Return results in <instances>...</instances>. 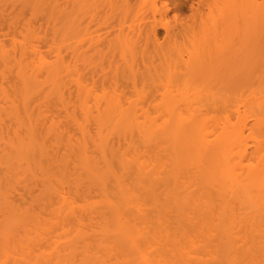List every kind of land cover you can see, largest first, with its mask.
<instances>
[{"label": "rangeland", "instance_id": "374dc122", "mask_svg": "<svg viewBox=\"0 0 264 264\" xmlns=\"http://www.w3.org/2000/svg\"><path fill=\"white\" fill-rule=\"evenodd\" d=\"M198 1L135 0L128 25L138 27L158 2L171 4L163 22L175 27L193 17ZM72 5L0 0V264H264V220L213 225L220 238L189 222L206 198L244 207L243 196H226L225 182L217 181L219 189L209 181L222 167L198 141L228 121L245 129L249 120L250 135L252 112L264 107V13L245 0L239 35L213 46L223 44L218 58L203 53L176 69L180 49L199 51L179 48L177 38L159 53L151 49V59L128 54L111 63L97 56L78 69L75 44L90 36L77 32ZM210 8L215 0L203 5L198 24ZM159 38L164 42V30ZM104 74H118V85L104 86ZM79 75L93 96L146 104L88 111L86 95L77 97ZM174 91L231 96L232 104L165 108ZM231 227L233 237L224 240Z\"/></svg>", "mask_w": 264, "mask_h": 264}, {"label": "bare ground", "instance_id": "6f19581e", "mask_svg": "<svg viewBox=\"0 0 264 264\" xmlns=\"http://www.w3.org/2000/svg\"><path fill=\"white\" fill-rule=\"evenodd\" d=\"M67 1L70 3V0ZM134 1L135 0H71V4H73L72 6L74 7V24L77 32L82 31L85 33V37L90 36V39H83L75 44L73 57L78 69L80 67L78 65L79 63L89 58L95 59L97 56L111 63L116 62V59L120 56L126 59L128 54H130L129 56H131L133 60L137 59L140 54H142L141 56L146 54L148 58H150V55L153 54L151 51L154 50L159 53L160 47L168 42L175 41L177 38H179L177 44L182 45V47L178 46L179 48H186L189 44L195 51H198L197 49H199V51L197 53L186 48L187 51L183 50V52L180 49L177 56L178 63L175 64L176 69L177 67L179 68L180 62V68L182 66L184 67V65L185 67L186 65L189 66L194 57H198L203 53L204 55L200 56L208 57V54H210V57L218 58L223 53V44L221 43L222 45L220 47L218 46L219 49L213 46L217 42L220 43L222 39L224 40L225 36H228L229 33H232V36H234L233 38L238 36V31L241 29H238L239 24L247 16V10L244 12L246 8L241 7L245 0H215V10L210 8V15L200 20L198 24L199 20L197 18L200 17L203 5L208 1L199 0L191 7L194 14L189 21H183L177 23L175 27H171L169 24L163 22L169 17V14L174 11L171 8V4H163V7L160 8L157 2L151 8V13L145 17L143 23L136 27L137 24L134 26L128 25V14L126 13L133 7ZM251 1L255 9L264 13V0ZM240 11L243 13L241 14ZM158 16L161 17V19H157ZM190 22H193V28L189 26ZM96 26L97 28L92 31ZM195 27L198 28V30ZM160 30H164L166 33L164 42L159 38ZM244 31L242 32L244 33ZM94 35L96 36L94 37ZM222 36H224V38H222ZM224 42H226V40H224ZM212 48L216 50L214 51ZM162 49L163 48H161V50ZM122 54H124V56ZM186 54H188V56ZM144 58L145 57H143V59ZM82 76L83 75H79L76 82L77 97L79 101H81L82 97L86 95L82 106L87 108L88 111L92 109H101L105 106L121 112H127L133 107L146 104L144 101L125 103L120 95L109 96L108 93L93 96L92 92L88 93L87 89L84 88L81 79ZM116 77H118V74L114 77H110L109 74H104L101 76L100 81L104 86L110 83L117 86L120 80L117 79L118 81H115ZM122 80H125V84L128 87L132 82L129 76L123 77ZM136 80L137 79H134V88H136L137 85L135 82ZM230 97L231 96L220 97L213 93L186 94L174 91L168 93V98H165V95H163L165 102L162 105H164L165 108H180L182 106L192 108L198 106L200 108L206 107L218 110L226 109L231 106L232 99ZM150 98H157V95L152 92ZM92 100H94V102L91 104ZM154 101H151L152 103H149V105H152ZM180 118L181 120L184 119L182 117ZM251 119L252 124L249 128V136H246L245 132L248 126L247 123H249V120H247L245 129L241 127L237 129V126L228 121L222 129L220 127L216 128L217 131L214 130V134H207L205 130L202 131V135L199 138L198 147L206 154L208 153L212 160H217V162L220 161L217 166L222 167L221 171L217 170L212 174L209 181L213 179L214 181H212L219 189L221 188V183L217 181L221 180L225 182L226 186H224L223 189L227 191L226 196H233L231 200L233 202L237 201L235 195H240L245 198V203L242 204L244 207H241L240 210L236 208L235 204H231L230 201L220 206L216 205L210 198H206L203 202L200 201V204L197 206L196 216L189 222L195 227H203L206 225V230L204 232L209 236L217 235L219 238L223 237L220 231L212 229L213 225L216 224L232 227L237 225L236 227H238L241 223H258L264 220V107H261V109L258 108L257 110L254 109ZM250 140H252L254 146L250 144ZM236 156L239 157V163L235 161L237 159H235ZM232 162L235 164L232 165ZM205 178L207 177L204 176V179ZM205 181L207 182L206 179ZM119 222L121 223L123 220L121 221V219H119ZM232 227L226 230L224 240L228 237L230 239L233 237L235 228L232 229ZM213 240L215 239L213 238ZM184 264H192V260L189 262L185 259Z\"/></svg>", "mask_w": 264, "mask_h": 264}]
</instances>
